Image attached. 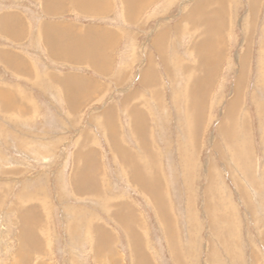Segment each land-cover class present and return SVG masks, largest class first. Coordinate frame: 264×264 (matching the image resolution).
I'll list each match as a JSON object with an SVG mask.
<instances>
[{"label": "rangeland", "instance_id": "rangeland-1", "mask_svg": "<svg viewBox=\"0 0 264 264\" xmlns=\"http://www.w3.org/2000/svg\"><path fill=\"white\" fill-rule=\"evenodd\" d=\"M0 264H264V0H0Z\"/></svg>", "mask_w": 264, "mask_h": 264}, {"label": "bare ground", "instance_id": "bare-ground-1", "mask_svg": "<svg viewBox=\"0 0 264 264\" xmlns=\"http://www.w3.org/2000/svg\"><path fill=\"white\" fill-rule=\"evenodd\" d=\"M208 3H204V4H202V5H200L198 8H196L195 10H194V12L197 10V13L198 14H200V15H204V16H206V13L208 12V7H209V5L207 6V7H205L204 8V11H203V13H202V10H203V7L205 6V5H207ZM207 10V11H206ZM205 11H206V13H205ZM195 14H196V12H195ZM197 15V14H196ZM215 16H216V14H212V18H211V20H210V22H211V25H213V26H215ZM191 17V16H190ZM190 20H192V19H190ZM198 22V21H197ZM195 25V24H194ZM197 25V24H196ZM198 25H199V22H198ZM215 35L214 34H208V36H207V38L205 39V42H203L202 44H201V48H203V47H205V52L203 53L202 51H201V55H200V57L198 58V61H199V64L197 65L198 66V68L201 70L202 69V71L204 72V74H203V76H201V77H196L195 78V80L193 81V83L190 85V86H188V88H187V94H188V104H187V108H188V115H191V114H195L194 115V118L197 116V110H199V109H201V110H203L204 109V101L203 102H200L199 103V101H198V99H199V97H205V93H206V91H207V89H208V81H209V79H210V74L212 73V71H210V69L209 68H211L213 65L214 66H216L217 65V63H219V62H217V61H219V56H217V54H216V52H214V46H216L217 47V45H215V44H217V41H216V39H215ZM216 41V42H215ZM214 44V45H213ZM200 46V45H199ZM210 48H212V49H210ZM197 49H198V47H197ZM199 50V49H198ZM216 50V49H215ZM69 56V55H68ZM222 58L220 57V60H221ZM148 74V73H147ZM151 74V73H150ZM149 74V75H150ZM146 75V74H145ZM148 76V75H147ZM147 76H145V78L147 77ZM212 76V75H211ZM144 78V79H145ZM204 87V88H203ZM201 89H202V91H201ZM195 90H198L199 91V93L197 92V91H195ZM6 94V93H5ZM71 95H73V94H71ZM2 99V98H1ZM240 99L237 97L236 98V100L231 104V106H230V108H229V111H230V114L233 112V110H234V108H235V103H236V105H237V102L239 101ZM6 101V100H5ZM8 106H10V105H8ZM235 115V113L233 114V116ZM233 116H232V118H233ZM194 120V119H193ZM223 126H225L224 125V123H223ZM226 129V128H225ZM78 175H79V169L77 168L76 169V171L74 172V180H76L77 178H78ZM135 177H137L136 179H137V181H138V184L140 185V186H142V187H144L145 189H147V190H150L151 191V194H153V189H155L156 190V188H155V186L154 185H152L151 183H150V181L148 180V181H146L145 180V177H141L137 172H135ZM155 195V194H154ZM153 195V196H154ZM122 219V218H121Z\"/></svg>", "mask_w": 264, "mask_h": 264}, {"label": "crops", "instance_id": "crops-1", "mask_svg": "<svg viewBox=\"0 0 264 264\" xmlns=\"http://www.w3.org/2000/svg\"><path fill=\"white\" fill-rule=\"evenodd\" d=\"M78 1H81V0H78ZM208 5H209V3H208ZM209 10H211L210 9V5H209V9H208V11ZM210 13H212V14H215V13H213V11L211 10L210 11ZM7 18H9V17H7ZM6 19V17H4L3 18V20H5ZM12 25H13V23H11ZM16 27V26H15ZM14 27V28H15ZM14 28H12V29H14ZM19 30V29H18ZM22 30H20V32H21ZM17 32V31H16ZM20 32H19V34H20ZM75 41V40H74ZM75 44L73 45V48H76V49H78V48H81L82 46H83V44L82 43H80V42H78V41H75L74 42ZM70 45V44H69ZM74 46H76V47H74ZM70 47L72 48V46L70 45ZM56 52V51H55ZM74 60L76 59V60H79V57L77 58V56H75L74 58H73Z\"/></svg>", "mask_w": 264, "mask_h": 264}]
</instances>
